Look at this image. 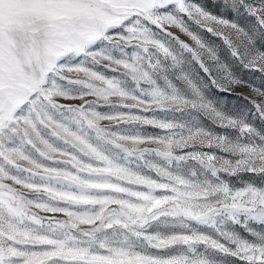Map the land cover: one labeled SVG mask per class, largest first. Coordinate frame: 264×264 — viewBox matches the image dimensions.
I'll return each instance as SVG.
<instances>
[{
  "label": "snow or ice",
  "instance_id": "snow-or-ice-1",
  "mask_svg": "<svg viewBox=\"0 0 264 264\" xmlns=\"http://www.w3.org/2000/svg\"><path fill=\"white\" fill-rule=\"evenodd\" d=\"M262 122L264 0H0V264H264Z\"/></svg>",
  "mask_w": 264,
  "mask_h": 264
},
{
  "label": "rangeland",
  "instance_id": "rangeland-1",
  "mask_svg": "<svg viewBox=\"0 0 264 264\" xmlns=\"http://www.w3.org/2000/svg\"><path fill=\"white\" fill-rule=\"evenodd\" d=\"M181 38L187 39V37H185L183 35H181ZM108 74L111 75V73H108ZM239 75L243 80H246L249 83H255L257 86H259L261 83V80H260L258 75H255V74L250 73L248 71L241 70L239 72ZM236 91L238 93H244L245 95H247L249 92V89L247 87H241V88H237ZM210 94L214 98H216L224 106L225 109H229V110L243 109L247 103L242 96H239L236 94L221 93V92H217L215 89H211ZM70 103H79V101H70ZM103 123L106 124L107 122H103ZM205 123H207V122H205ZM262 123H264V122H262ZM148 131H153V130L148 129ZM217 131H219V129H217ZM205 150L207 151L208 149H205ZM229 179L234 184H236V186H240L241 184H243L244 182H246L248 180V175H245L243 180H236L235 178H229Z\"/></svg>",
  "mask_w": 264,
  "mask_h": 264
}]
</instances>
